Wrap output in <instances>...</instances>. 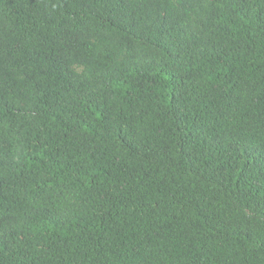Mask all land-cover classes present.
Listing matches in <instances>:
<instances>
[{"label": "trees", "instance_id": "1", "mask_svg": "<svg viewBox=\"0 0 264 264\" xmlns=\"http://www.w3.org/2000/svg\"><path fill=\"white\" fill-rule=\"evenodd\" d=\"M0 264H264V0H0Z\"/></svg>", "mask_w": 264, "mask_h": 264}]
</instances>
